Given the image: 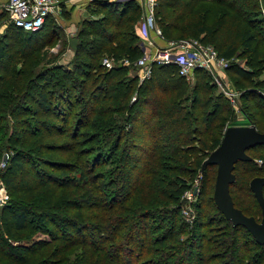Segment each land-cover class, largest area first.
<instances>
[{
  "label": "rangeland",
  "instance_id": "1",
  "mask_svg": "<svg viewBox=\"0 0 264 264\" xmlns=\"http://www.w3.org/2000/svg\"><path fill=\"white\" fill-rule=\"evenodd\" d=\"M110 1L112 3L116 0ZM122 1L120 0L119 3ZM215 1L180 0V9H175L170 15V17L176 14L182 15V17L180 16L181 20L179 22L187 28L193 26H204L208 28L211 33L207 36L200 35L198 38H194V34L192 33L180 34L178 32H172L169 38H164L156 17L159 0H155L154 2L152 16L154 22L152 34L155 38H161L160 40L164 46L169 43L196 41L211 46L217 53L219 52V48L223 46L233 44L236 47L235 56L227 60V66L220 69V71L218 70L213 77L209 75L212 90L207 89L202 92H194L192 90L195 82L193 74L196 69L193 70L191 78L187 80L189 86L188 100L180 103L181 112L174 111L175 114L182 116V118L184 117L185 121L190 122L191 118L186 114V111L190 110L189 113L199 117L200 120V115H202L201 108L203 106L199 107V105H203L204 101H209L206 107L208 112L214 109L220 110L219 113H214L216 117L212 120V127L211 125L209 127L207 124L194 123L195 131L189 133L188 143H181V146H179L180 150H177L175 145L168 143L166 139L167 136L173 139V137L175 138L174 135L160 133V131L155 135L152 134V128L161 117H151V114L149 115V109L146 110L143 116L146 126L139 124L137 129L135 125H133V128H128L129 123L125 119L126 115H124L120 121L123 123L125 133L121 147L129 146L132 141L138 146L136 148L143 150V152L135 151V154H139L137 155L138 157L133 155L131 150L129 156L132 159L129 158V161L126 163L123 160L124 153H121L120 149L115 152L112 151L111 153L108 151L106 141L91 142L88 140L93 131L87 126V119H82L83 126L75 130L76 135L72 134L74 132V126L76 125L75 122L80 114L79 106H76L67 123L63 125L59 124L62 128L60 129L62 134L52 132L46 140V143L51 146L50 148L54 152H46V150L44 151L39 148V154L32 156L25 163L27 174L31 175L33 172H38V175H41V172L45 170L48 174L57 176L59 174L58 172L39 164V160L35 158L40 156V158L58 162L61 165L60 169L66 171L67 176L76 179L79 173L78 171H81V169L88 176L91 172V170H88V165H92L95 162V157L100 156L99 159H96L97 168L92 167V171L98 179L97 184L106 186V184L114 182L110 189L111 191H114L117 187V175H121V171L119 170L124 171V175L129 177V184L132 188L130 197L128 196L129 198L123 203V206L130 209L129 211L131 212H147L150 216L145 219L146 239L143 238L142 240V238H138L140 243L137 246L131 243V241L128 243L125 236L126 231L122 232L125 238L116 241L114 246L116 247L117 245V248L120 247L122 249L118 255V259L123 264H249V258L256 254L251 243L248 241V244L244 243L243 239L239 238L235 233L230 232L228 227L218 220V216L211 209L212 202L210 199L213 192L215 170L209 169L205 171L200 168L197 175L195 174V179L189 180V170L194 169V162L201 156L200 150L202 147L200 142L204 144L208 143L211 138L218 137V135L224 133L226 128L231 126L251 125L256 130V127L264 130V116L258 113V108H253L257 98L253 97L249 101L245 99L251 93L260 95L264 99V87L259 89L256 86L259 81L264 82V70L260 75L252 77L248 81L238 79L228 71L232 65H238L243 69L250 70L249 65H247L248 63H251L252 70H255V62L259 59L254 56V52L245 50L238 44L237 25L241 28L250 25V29L248 30H252L258 39V42L253 45V49H258V56L264 55V0H256L258 3V12L251 13L247 19L249 21H245L242 17L234 19L235 14L226 6V2ZM184 4H187L186 8L183 7ZM86 7L87 10L82 14L75 11L72 14V10L68 8L66 10L67 12H62L56 20L52 19L56 31L54 32V38L48 44L41 40L36 44H31V47H29L26 45L28 42L24 40L22 35H16L13 39H6L5 43L2 41V46H4L6 52V56L3 59L4 63L9 64L10 68H26L31 70L33 75L52 69V73L55 75L59 85H61V70H74L77 75V82L74 84L79 85L78 83L81 80L85 82L81 83L82 88L79 86L75 91L81 89L84 94L86 93L83 99L86 100L90 90L99 84L98 75L102 74L104 72L103 70H108L102 65H100L102 69H97L96 63L100 64L102 59L106 57L110 58V56L104 53L94 58L92 62L95 71L91 72V74L83 75L80 74L81 72L77 74L75 65L81 63L86 55L87 45L85 43L91 38L90 34L104 26L103 24V26L96 25L94 22L101 18H110L113 12H116L117 15V12L120 10V8H117V5L100 9L99 11L94 6ZM138 7L140 20L138 23L144 25L146 20L142 18L143 16L146 17L147 10L146 7ZM181 8L183 9L181 10ZM1 19L2 16L0 14V33L2 32V36L5 28L1 26ZM86 23H90L91 25L88 24V27ZM110 30L108 29V31ZM157 30L159 34H157ZM82 33L83 35L81 36L80 34ZM37 38L40 39L41 35L37 36ZM144 38L146 42L152 41L150 37L146 38L145 36ZM79 45L82 46V49ZM151 49H154L153 46L148 47L149 51ZM26 52H29V60L23 64L20 57L24 56ZM120 65L121 63L115 61L113 67ZM133 67V69H129V76L136 77L137 84H141L148 79L141 77L142 72L139 66L133 65ZM262 67L264 68V64ZM149 88L151 91L150 93L148 92L146 97L151 98V101L156 100V97L163 99L169 108L174 110V99L169 91L162 93L152 84ZM258 101L263 102L262 99ZM129 102L136 103V95L134 92L128 98ZM101 104L103 105L105 103L102 102ZM219 104L223 108L219 109ZM247 104L252 106L249 112L250 115L242 112V109ZM137 107L144 109L139 104L135 108ZM192 115L191 117H193ZM1 116L2 120L4 119L6 123V133L4 132L3 135L6 150L12 152L14 149L13 146L16 148L23 147L24 144L19 146V144L13 142V138L10 139L9 134L11 128L9 123L11 124L12 122L9 116ZM113 116L117 119L119 118L118 114H114ZM72 135L73 137H71ZM101 138V136H98V139ZM97 146L100 147V152L95 150ZM175 151H177L176 154ZM246 154L251 158L248 162H252L256 169L264 167V147L256 150L255 148L248 149ZM5 163L0 158V193L4 191L7 196L4 203L0 204V237L3 238V242L0 239V264H86L87 260L85 262L83 258L84 253L81 252L80 248L75 245L72 239L68 241L61 240L60 234L57 232L59 226H62L59 222L48 225V231L42 232L34 230V227L30 223L33 218L29 219V223L25 229L15 230L12 228V225L8 222L9 212L6 211L5 206H8L9 202L11 203L13 201V198L25 202L28 196L35 195L38 192L45 193L49 188L40 187L41 185H38L36 181L38 179L37 176L33 180L26 177V187H29L35 181L31 185L34 189H30L32 191L28 193H26L28 190L23 192V194L19 193L20 195L13 194L10 189L4 186L1 178L5 173ZM236 174L239 179L238 183L244 179L248 183L249 176L251 175H264L258 172L249 173L245 177H242L238 172ZM139 175L143 177L136 183L135 178ZM178 180H185L190 189L179 196H175V192L170 191L169 186L171 183H177ZM89 186L90 183H78L76 181L68 189L62 188L55 190V195L58 197L62 193L63 196L66 195L74 199L78 196V192L88 190ZM53 190L54 188L51 189V191ZM97 195L99 194L97 193ZM28 201L32 202L33 200ZM31 212L33 213L32 209ZM66 212L67 216L78 214V211L73 210H66ZM54 214L58 216L59 211H55ZM50 233L58 236L57 238L59 240L51 239L49 236ZM135 239H137V235ZM34 243H43V246L34 253H23L18 256H14L8 252L9 246H13L17 250L16 247L19 244L30 247ZM138 246L142 247V249ZM229 248L230 250H228ZM127 249L133 251V255H129L126 251ZM261 260L262 264H264V254L261 255ZM120 261L115 264H121ZM91 262L94 261L91 260Z\"/></svg>",
  "mask_w": 264,
  "mask_h": 264
},
{
  "label": "trees",
  "instance_id": "2",
  "mask_svg": "<svg viewBox=\"0 0 264 264\" xmlns=\"http://www.w3.org/2000/svg\"><path fill=\"white\" fill-rule=\"evenodd\" d=\"M159 6L157 10V21L161 27V34L164 38H169L172 32L192 33L194 38H198L200 35H208L211 31L204 26H193L187 28L180 24L182 15H174L170 17L171 12L179 8L180 0H159ZM206 1V0H197ZM215 1V0H214ZM216 2V1H215ZM217 2H226V6L235 14L234 19L242 17L245 21H249L248 16L251 13L258 12V3L256 0H217ZM92 5L98 9H105L117 5L120 10L113 12L110 18H101L94 23L103 27L95 30L90 35V39L87 43L86 55L81 63L75 65L77 74H91L95 71L92 60L106 53L113 60L125 59L129 62L128 65L115 66L108 70H103L102 74L98 75V83L88 93L86 100H83L86 93L84 94L81 89L75 91L79 86L82 88L81 83H85L84 80L79 81V85H75L77 82L76 71L74 70H61L60 72V83L59 85L55 75L51 70H46L43 73H37L33 75L31 70L26 68H18L9 66L4 63V57L6 56L5 48L2 46V41L5 43L6 39H13L16 35H22L24 40L28 42L27 46L31 47V44H36L38 41L43 40L46 44L50 43L54 38V32L56 31L55 26L52 23V19L46 20L40 30L34 33H24L21 30L14 28L13 26H7L0 39V158L3 157L4 153L7 154V161L5 163V170L3 177V184L6 188L10 189L13 194L20 195L32 191L31 185L29 187L25 184L26 177L29 179H35L40 187H48L49 190L45 193L38 192L35 195L27 197V201L15 200L4 208L9 212L8 222L12 225L15 230L25 229L29 223V219L33 218L30 223L37 231H48V225H53L59 222L62 226H59L57 231L60 234L61 240H73L83 254L84 261L86 264H115L118 261V255L122 251L120 247L114 246L116 241H120L125 238L128 243H134L136 246L140 243L138 238L146 239L145 219L149 217V213L144 212H131L130 209L123 206V203L130 197L131 186L129 184V177L124 175V171L120 169L121 175H117V187L114 191H111L113 185L110 184L100 185L97 184L98 179L93 174V168H97L95 157L92 165H88V170L91 172L86 175L84 171L79 170L77 178L67 176L66 171L60 169L61 165L58 162L51 161L48 159L40 158L39 164L50 170L58 172L57 176L48 174L45 170L38 175V172L27 174L25 163L35 155H38L39 148L41 150L53 151L51 146L46 143L47 138L52 132L62 134V129L59 124L63 125L67 123L71 113L76 106H79V115L74 126L73 135H76L75 130L83 126L82 119H87V126L91 129L92 134L89 141H106L108 151L112 153L120 149L121 153H124L123 160L127 163L130 158L131 150L133 155L135 151H141L132 141L129 146H122L121 142L124 141L125 133L123 123L120 121L123 116L126 115L125 119L129 123L128 128L135 125V128L144 124L143 116L146 110L149 109V115L151 117H161L158 122L152 128V134L155 135L158 131L160 133H169L174 135L175 138L166 137L168 143H173L177 150L181 143L187 142L189 133L194 132L196 124H207L212 127V120L214 113H219L220 110L214 109L213 111H207L206 107L209 101H204L202 107V115L199 117L192 115L189 111H186L187 116H190V122L184 120V117L175 114L174 111H180V103L188 100V82L180 76L177 72L176 66L172 64H152L150 69V77L137 84L136 77L129 76V69H133V62L136 61L142 52L139 48V38L135 33V25L139 21V7L133 0H123L122 2H104L97 1ZM187 7V4L183 6ZM183 8H181L182 10ZM169 10V11H168ZM165 11V12H164ZM168 11V12H166ZM178 12V11H177ZM182 12V11H181ZM167 13V14H166ZM2 16V15H1ZM181 16V17H180ZM88 24L90 23H86ZM103 24V25H102ZM91 25V24H90ZM89 27V26H88ZM108 29H111L108 31ZM250 29V25L245 28L236 26L238 33V44L245 50H251L254 52V56L259 58L256 63L255 70H252V64L248 63L250 70L243 69L238 65H232L229 67V73L236 76L238 79L248 81L252 77L260 75L264 68V55L258 56V49L254 50L253 45L258 42L256 34ZM188 31V32H187ZM41 38H37L40 36ZM81 36L83 35L80 34ZM79 47L82 46L79 45ZM84 47V46H83ZM236 47L231 45L223 46L219 48V56L226 60H230L235 56ZM29 52L24 53L21 56L23 64L28 60ZM100 64L96 63L97 69H102ZM193 76L195 77L194 86L192 90L194 92H202L205 90H212L210 84V76L206 72L196 69ZM86 77V76H85ZM160 90L162 93L169 91L174 99L173 109L165 103L163 99L156 97V100L151 101L149 99L148 92L151 84ZM137 86H136V85ZM259 89L264 87V82L259 81L256 85ZM136 95V103H128V98L132 93ZM256 97L257 100L254 102V107L261 116H264V99L260 95L251 93L246 100H250ZM262 99L263 102L258 100ZM105 104H101V103ZM191 102V101H190ZM135 103V104H134ZM201 103V102H200ZM248 103V102H247ZM142 106L136 107V105ZM219 109L223 108L218 105ZM252 106L247 104L242 109L244 114L250 115V109ZM181 112V111H180ZM130 113V114H129ZM114 114H118L119 118L114 117ZM9 116L11 119L10 139L13 138V142L16 144L23 145V147L16 148L13 146V151L8 152L4 145V132L6 131L5 120H2V116ZM191 115L193 117H191ZM130 116V117H129ZM47 119V120H45ZM125 121V120H124ZM3 122V123H2ZM127 123V124H128ZM148 127V126H147ZM8 128V126H7ZM257 131L264 132L260 128L256 127ZM215 129V128H214ZM213 129V130H214ZM100 131V132H99ZM165 131V132H164ZM6 133V132H5ZM100 133V134H98ZM134 133V132H133ZM73 135L71 137H73ZM101 136V139H98ZM223 134L218 135L216 138H211L208 143H201V156L194 162V169L189 170V180L195 179L198 170H200L203 161L207 158L210 152L217 148L220 143ZM183 146V145H182ZM264 147V146H263ZM262 146H254L249 149L255 148L262 149ZM5 150V152H3ZM96 151L100 152V147L95 148ZM189 151V150H186ZM90 153V152H89ZM177 151H175V154ZM194 153V152H192ZM99 155V154H98ZM141 155V154H140ZM132 159V158H130ZM136 159V158H135ZM252 162L238 161L235 163L233 174L235 181L229 186V192L233 201L234 206L239 209L244 215L252 216L257 221L260 220V208L251 192L248 184L255 177H264L251 175L249 176L248 183L241 180L239 185L238 176L236 172L240 173L242 177L253 172L264 174V167L256 169ZM209 169L215 170V166H207L204 168L205 171ZM204 171V172H205ZM206 173V172H205ZM129 174V173H127ZM205 175V174H204ZM142 175L135 178L137 183ZM215 178V177H214ZM78 183H90L89 189L84 192H78V196L74 199L67 197L66 195L59 194L58 197L55 195V190L68 189ZM114 181V180H113ZM128 181V183H127ZM51 191V189H53ZM170 191L175 192V196L181 195L187 191L189 185L186 184L185 180H178L177 183H171L169 186ZM133 192V191H132ZM97 193L99 195H97ZM88 194V197H87ZM63 196V197H62ZM129 196V197H128ZM264 196V187H263ZM33 200L28 201V200ZM211 209L218 216V220L222 222L229 231L235 233L239 238L244 240V243L250 242L256 254L249 258V264H262L261 255L264 254V244H258L251 234L242 226H232L231 223L224 218V216L217 210L211 196ZM33 210V213L31 212ZM66 210L78 211V214L73 216H67ZM55 211H59L58 216L54 214ZM97 211L96 213H94ZM134 216V217H131ZM126 231L125 236L122 232ZM140 232V234H138ZM76 235V236H74ZM137 235V239H135ZM51 239L59 240L54 233L49 234ZM3 242V238L0 237ZM5 242V241H4ZM248 244V243H247ZM43 243H34L32 246L27 247L19 244L17 250L13 246H9L8 252L14 256L22 255L23 253H34L40 249ZM139 247V246H138ZM142 249V247H139ZM230 250V248L228 249ZM129 255H133V251L130 249L126 250ZM93 260L94 262H91ZM121 264H123L120 261Z\"/></svg>",
  "mask_w": 264,
  "mask_h": 264
},
{
  "label": "built area",
  "instance_id": "3",
  "mask_svg": "<svg viewBox=\"0 0 264 264\" xmlns=\"http://www.w3.org/2000/svg\"><path fill=\"white\" fill-rule=\"evenodd\" d=\"M92 4L102 0H79ZM69 0H0V14L2 15L1 26H13L24 33H34L42 28L46 20L57 19L62 13V6ZM155 0H144L147 15L142 26V31L152 30L153 26V6ZM149 11V12H148ZM2 33V32H1ZM0 33V39H1ZM157 34L159 31L157 30ZM153 46V50L148 47ZM142 55L133 62L134 66L141 68L143 79L150 77L152 64H172L176 66L177 72L186 80L191 78L195 69H200L210 76H214L220 69L227 66L228 61L212 48L211 46L196 41H182L180 43H169L165 47L154 46L152 42H146L145 38L139 43ZM126 66L129 62L125 59L113 60L106 57L102 59L101 65L110 69L114 62ZM251 126V125H249ZM3 164V163H2ZM7 199L4 191L0 193V204Z\"/></svg>",
  "mask_w": 264,
  "mask_h": 264
},
{
  "label": "water",
  "instance_id": "4",
  "mask_svg": "<svg viewBox=\"0 0 264 264\" xmlns=\"http://www.w3.org/2000/svg\"><path fill=\"white\" fill-rule=\"evenodd\" d=\"M144 32V31H142ZM254 146H264V132L253 126H231L225 129L219 145L203 161L201 169L215 166L212 200L217 210L232 226H242L254 240L264 244V177H255L249 182V188L260 208V220L244 215L232 201L229 186L235 181L233 174L235 163L250 161L246 151ZM7 161V155L2 157Z\"/></svg>",
  "mask_w": 264,
  "mask_h": 264
},
{
  "label": "crops",
  "instance_id": "5",
  "mask_svg": "<svg viewBox=\"0 0 264 264\" xmlns=\"http://www.w3.org/2000/svg\"><path fill=\"white\" fill-rule=\"evenodd\" d=\"M102 1H104V2H108V3H111V1L110 0H102ZM114 1V0H113ZM120 0H116V1H114V2H119ZM138 6H143L144 7V0H133ZM86 6H91V7H93V5L92 4H88V3H85V2H82V1H79V0H69V2L68 3H65V5H63L62 6V9H63V13L64 12H67L66 10L68 9V8H70L71 10H72V14H73V12L75 11V12H78L79 14H82L83 12H85V10H87V7ZM143 18H144V16H143ZM142 18V19H143ZM140 21V20H139ZM138 21V22H139ZM136 23V25H135V33H136V35H137V37L139 38V40L140 39H144V37L146 36V38L147 37H150V38H152V43H153V45L154 46H157V47H165L164 46V44H163V42L160 40L161 38H155L154 36H153V34H152V32H153V29L152 30H146L145 31V33H146V35H144L143 34V32H142V26L143 25H141L140 23Z\"/></svg>",
  "mask_w": 264,
  "mask_h": 264
}]
</instances>
